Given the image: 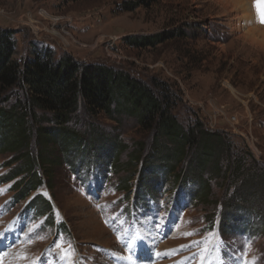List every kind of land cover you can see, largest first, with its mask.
<instances>
[{"label":"rangeland","instance_id":"1","mask_svg":"<svg viewBox=\"0 0 264 264\" xmlns=\"http://www.w3.org/2000/svg\"><path fill=\"white\" fill-rule=\"evenodd\" d=\"M216 1L0 0V28L14 31L19 59L49 49L167 83L180 100L179 121L197 119L229 135L257 173L264 170V51L242 36L248 27L240 12ZM250 1L252 20L264 29V0ZM145 35L163 41L134 47L128 40ZM82 119L72 126L90 130L85 140L72 136V145L58 147L60 159L37 161L32 175L18 151L2 147L0 264H129L133 254L132 264H264L257 225L248 230L254 238L246 231L221 239L207 225L208 209L190 205L194 186L164 181L154 195L142 193L144 174L127 154L142 138L132 117ZM117 140L128 151H119ZM214 190L221 197V188ZM248 197L244 208L260 213L262 196ZM137 232L147 239L133 251ZM216 238L224 246L217 241L215 250Z\"/></svg>","mask_w":264,"mask_h":264},{"label":"trees","instance_id":"2","mask_svg":"<svg viewBox=\"0 0 264 264\" xmlns=\"http://www.w3.org/2000/svg\"><path fill=\"white\" fill-rule=\"evenodd\" d=\"M135 1L139 6L153 0ZM13 33L0 28V153L2 147L18 151L25 160L20 165L32 175L37 161L60 159L58 147L72 145V136L85 140L90 130L72 126L82 117L100 121L105 116L118 123L127 115L136 121L142 137L127 152L131 165L144 174L139 177L142 193L154 195L164 181L183 188L194 186L190 201L208 209L209 227L220 213L223 236L255 225L256 234L264 235V170L255 173L259 169L256 162L246 165L248 152L237 149L229 135L212 132L197 119L180 122L174 113L180 100L167 83L153 80L151 84L129 71L81 62L67 53L57 56L49 49H35L19 59ZM155 38L159 37L128 40L134 47H145ZM116 147L128 151L118 140ZM41 184L42 179L37 187ZM214 186L221 188V197ZM249 194L262 196L260 213L244 208L252 204Z\"/></svg>","mask_w":264,"mask_h":264},{"label":"bare ground","instance_id":"3","mask_svg":"<svg viewBox=\"0 0 264 264\" xmlns=\"http://www.w3.org/2000/svg\"><path fill=\"white\" fill-rule=\"evenodd\" d=\"M216 2L222 7V9L224 11L225 10L228 11V10L232 9V10H235V12L236 11L240 12L239 14H241V18L245 19V21L247 23V27H248V30L242 36L249 43L256 45L262 51H264V29H261V27L259 25H257L256 23H254V20H252L251 16L254 15V12L252 11V7H251V4H250L251 1L250 0H218ZM236 15H238V14H236ZM126 237L127 236H125V238ZM145 238L146 237H145V235L143 236V233L141 234L140 232L139 233L137 232L135 234V237L133 238V241L132 242L129 241L131 249L133 251H135V250L139 249L140 247L144 246V245H141V242H142L141 239H143L145 241ZM135 243H136V245H135ZM133 255H134V257H132V259L135 258L137 254H133ZM132 259L129 260V264H132V261H133ZM143 262H141V263H143Z\"/></svg>","mask_w":264,"mask_h":264}]
</instances>
